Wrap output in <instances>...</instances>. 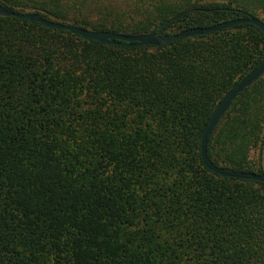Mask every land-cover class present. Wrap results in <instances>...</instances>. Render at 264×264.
Masks as SVG:
<instances>
[{
  "label": "trees",
  "instance_id": "16d2710c",
  "mask_svg": "<svg viewBox=\"0 0 264 264\" xmlns=\"http://www.w3.org/2000/svg\"><path fill=\"white\" fill-rule=\"evenodd\" d=\"M0 4L158 38L264 12V0ZM263 55L246 23L131 47L0 15V264H264V183L220 176L200 154L217 104ZM263 145L264 73L230 102L207 154L264 174Z\"/></svg>",
  "mask_w": 264,
  "mask_h": 264
},
{
  "label": "water",
  "instance_id": "95a60500",
  "mask_svg": "<svg viewBox=\"0 0 264 264\" xmlns=\"http://www.w3.org/2000/svg\"><path fill=\"white\" fill-rule=\"evenodd\" d=\"M0 15L13 16L17 18L38 22L46 27L65 30L72 34L79 35L86 39L95 40L103 44L122 45V46H131V47H138L144 45L161 46L163 44H169L174 41L188 37H193L197 35L200 36L213 32L222 31L242 23L252 24L258 27L261 30V32L264 34V22L253 16L223 21L208 27L188 28L169 38H158L156 37V31H152L147 34L126 35V34L114 33L109 31H94L90 29H84L74 24L63 23V22L44 18L35 12H25V13L13 12L6 9L1 4H0ZM263 73H264V55L259 65L254 70H252L248 75H246L242 80H240L230 91H228L224 95V97L217 104L211 118L209 119L205 129L203 130L200 140V154L202 161L210 171L220 176L243 179V180H252V181L264 183V174L252 173L247 171L228 170L223 167L216 166L210 161L207 154L208 138L215 129L221 117L226 112L230 102L245 88H247L254 81H256Z\"/></svg>",
  "mask_w": 264,
  "mask_h": 264
},
{
  "label": "rangeland",
  "instance_id": "374dc122",
  "mask_svg": "<svg viewBox=\"0 0 264 264\" xmlns=\"http://www.w3.org/2000/svg\"><path fill=\"white\" fill-rule=\"evenodd\" d=\"M209 1H214V0H209ZM257 16L262 20L264 21V12L262 13H258ZM260 150H252L251 152V158L253 160H255L257 158V154ZM261 159H262V165H263V169H264V145L261 149Z\"/></svg>",
  "mask_w": 264,
  "mask_h": 264
}]
</instances>
